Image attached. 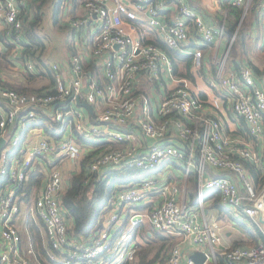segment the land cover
Here are the masks:
<instances>
[{
  "label": "built area",
  "instance_id": "1",
  "mask_svg": "<svg viewBox=\"0 0 264 264\" xmlns=\"http://www.w3.org/2000/svg\"><path fill=\"white\" fill-rule=\"evenodd\" d=\"M31 1L0 0V26L10 55L20 56L25 43H30L25 25L33 20ZM231 2L244 9L243 15L254 3L264 12V0ZM170 6L174 12L168 19L165 11ZM78 9L67 21L76 40L69 80L62 64L54 62V92L30 94L0 88V143L4 142L0 148V264H45L35 261L31 244L24 246L20 224L24 221L27 225L30 219L43 225L49 242L47 264L133 262L139 248L135 233L142 224L206 247L208 261L221 253L228 264H264V240L255 245L223 246V224L204 213L206 195L215 190L236 222L263 230L259 218L264 215V184L257 188L244 160L264 170V156L250 142L228 133L220 116L201 115L203 100L186 79L174 75L170 54L147 41L151 29L173 49L192 54L196 72L202 66L203 51L196 48L192 31L198 32L203 43L211 44L224 36V27L210 24L187 0H81ZM70 11L68 8L66 13ZM86 61L98 67L100 79L90 74ZM24 66L36 71L33 60L13 69L19 71ZM141 76L146 85L168 84L166 79L173 85H168L156 104L140 88ZM216 77L224 93L212 98V110L218 113L231 103L249 132L264 141V87L258 84L253 67L226 71L223 61ZM76 96L98 109L90 127L83 110L76 106ZM54 104L51 116L59 123L57 132L65 129L63 136H46L23 145L25 127L38 121L37 109L49 111ZM135 126L154 141L146 152L141 150ZM78 135L122 144L95 155L89 164L92 172L107 167L140 171L135 182L113 193L108 209L89 235L72 230L73 217L64 203L68 183L58 160L67 157L75 161L83 156ZM13 153V160L8 161ZM41 159L51 164L43 172L41 190L29 203L28 216L23 218L18 192L30 168ZM173 161L179 162L184 177L195 175V205L183 196L180 182L163 181L152 174L161 165L171 168L166 164ZM164 264L198 263L184 257L178 242Z\"/></svg>",
  "mask_w": 264,
  "mask_h": 264
},
{
  "label": "trees",
  "instance_id": "2",
  "mask_svg": "<svg viewBox=\"0 0 264 264\" xmlns=\"http://www.w3.org/2000/svg\"><path fill=\"white\" fill-rule=\"evenodd\" d=\"M51 1H54L52 6L54 9V21L55 23H58L65 6H67L69 3H76L78 0L31 1L30 7L33 6L35 19L33 18L32 21L28 22L26 27L28 29L27 38L32 44L25 43L23 51L17 58L22 63V65L26 63L27 60H33L36 66V71L32 72L28 69H25L26 72L24 70L18 71V73L15 72L14 75H16L18 79H13V77L8 74L5 77L4 74L2 76L1 73H3V70L10 71V68L12 69L15 65V63L9 59V49L7 52H3L0 55V88H11L20 93L30 94L43 92L51 93L55 91V74L50 64L42 58L41 54H39L38 51L43 46V42L35 34L36 27L40 24L45 12L43 10ZM226 8L228 9L229 13L234 15L235 27V25L240 22L244 9L233 4H226ZM248 16L251 17V15H245V18L240 24L232 47L227 56L226 65L231 63L232 59H235V57L239 54V51L241 52L240 48H242L243 51L248 52L249 50H254L256 46H258V40L253 42L255 45L251 46L250 48L248 45V40H238V36L243 27L245 30L249 31L250 24L246 21V19L249 18ZM250 20H252V18H250ZM234 27L228 29L229 35L235 32ZM148 32L150 36L147 41L155 43L170 54L174 63V75L182 79H194L195 75L193 67V55L181 53L180 51L173 49L167 43H165L164 40L159 35H157L154 30L149 29ZM70 50L72 53L75 51L74 47ZM90 64L92 66L90 65L89 67L92 70L93 75H95L97 73L98 67L95 66L94 63ZM251 66L257 72L264 73V71L260 70L257 66H254L253 64H251ZM37 112L39 114L38 121L34 122L30 126L44 128V131L47 134L58 139L59 137L55 133V128L59 126V123L45 110L37 109ZM92 156L93 155H87L84 157L81 171L73 174V178L69 180L68 188L64 196V203L68 207L70 214L73 217L74 225L72 230L75 234L89 235L98 225L101 215L108 209L113 193L117 189L131 185L137 180L138 175L140 174V171L137 169H121L118 167H107L108 169H106L103 173L92 172L88 169L92 160ZM244 161L254 182L257 184V188L260 189L264 184V170L258 169L255 167V165L247 160ZM43 179L44 173L39 167L29 171L28 178L25 180L21 190L19 191L20 195H22V200L28 202L33 194L38 192L41 188ZM190 181H194L193 176H190ZM206 199H213V206L221 209V205L219 204L220 193L218 191H208ZM225 209H223V211ZM242 227L248 230L251 239L249 241L236 240L232 246L240 244L255 245L259 241L264 240V231L260 227L255 225L249 228L245 224H243ZM27 228L31 237L32 246L39 257H35V261L47 264V251L49 242L47 241L45 234H43L44 232L42 223L30 219L27 223ZM135 234L139 242L138 259L133 262H125L122 264H164L172 247L175 245V242L173 241L174 238H170L168 235H164L153 228H148L146 224L140 225ZM208 264L228 263L225 256L221 253H218L216 260L211 261Z\"/></svg>",
  "mask_w": 264,
  "mask_h": 264
},
{
  "label": "crops",
  "instance_id": "3",
  "mask_svg": "<svg viewBox=\"0 0 264 264\" xmlns=\"http://www.w3.org/2000/svg\"><path fill=\"white\" fill-rule=\"evenodd\" d=\"M189 2V4L196 10V12L201 15L205 20H207L210 24H213L215 26H223L224 27V36L219 39L218 41H216V43H211V44H205L201 41L199 34L197 31L193 30L192 34L194 36H196V48L200 47L203 51V58H202V66L199 70H196V72L194 71V79L190 80V79H186L188 84L190 85L192 91L194 94H196V96H198L199 98H201L203 100L204 103V109L203 111L200 113L201 115H212V116H220L222 119V122L224 124V127L226 129V131L228 133L231 134H235L237 136H239L241 139L248 141L252 144V146L261 154L264 156V141L260 140L258 138H255L250 132L249 129L245 123V121L241 118H239L236 113L234 112V110L231 107V103L230 104H225L220 111L217 113L216 111L212 110V107L210 105V101L212 100V98L216 95H221L222 93H224V89L221 87L220 83H219V79H217V72L219 70V68L221 67V64L226 62V57L223 58L222 61H220L219 59L220 54H221V46L223 44L224 46V38L228 37L232 39V37H236L237 34V29H238V24L239 22L235 25V21H234V15L232 13L228 12V9L226 8V4L230 5L232 4L231 0H187ZM81 0H78L76 3H69V9L71 10L70 12H77L79 11L78 7L80 4ZM33 8V6L31 7ZM252 12H251V18H253L252 20V24L249 27V38L251 40H253V42L257 41L258 38H261L264 40V12H261L259 10V8L255 5V3L252 5ZM66 9V6H65ZM63 10L62 15L63 17H65L66 14V10ZM173 8L170 6L166 11V17L169 19V17H171L173 15ZM61 15V17H62ZM33 16H34V12H33ZM231 18V19H230ZM234 27L235 32L231 35L228 34V29ZM1 32H0V50H1V54L3 52H7V47L4 44V34H3V28L2 26H0ZM252 32L254 34L255 32V36H252ZM150 34L148 33V37L149 38ZM233 38V40H234ZM264 47V44H261ZM6 47V48H4ZM192 47L194 48L195 46L192 44ZM75 49V47H74ZM256 52H258L259 48H255ZM75 52V51H74ZM254 52V50H249L248 52H240L235 59H232L231 63L225 65V69L226 71L230 70V69H239L240 67H242L243 65H250L253 64L254 66H257L260 70L264 71V53H261L262 55L259 57V55ZM0 54V55H1ZM73 53L71 52V50L69 49V56L67 59H62V60H57V61H52L50 62V66L52 67V64L54 62H60L63 66V74L65 75V78L67 80H69V78L71 77V73H70V69H69V60L70 57ZM18 60V59H17ZM15 63V62H14ZM91 62L86 61V67L88 68V70L92 71L90 69V64ZM92 66V65H91ZM96 66V65H95ZM22 68V66H21ZM254 69V68H253ZM23 70V69H20ZM255 75H256V79L258 84H260L261 86L264 87V73H260L257 72L255 69ZM35 72V71H32ZM99 70L97 68V73L95 75L92 74V72L90 73L91 75H93L94 77H97L98 79H100V75L98 74ZM142 78V76H141ZM168 84H164V83H158L156 85H146L144 83V79L142 78V80L140 81V88L142 90H146V92L148 93V95L153 99L154 103H158V101L161 100V98L163 97V95L166 93L167 89H168V85L172 86L173 83L171 81H169V79H166ZM194 82V83H193ZM214 83V85H212ZM76 103V102H75ZM76 106L81 108L85 114V122L86 125H88L89 127L92 126L95 123V117L97 116L98 113V109L96 107H93L92 105V111H90L89 109H87L84 106H80L78 103H76ZM48 114H52V107L51 110L46 111ZM138 114H140V112H138ZM34 123V122H33ZM33 123H30L28 126L25 127L24 129V134H23V145L25 143H29V144H33L35 142H37L40 138L42 137H50V138H55L53 136H50L49 134H47L44 131V128L41 127H33L30 126ZM48 124V123H47ZM30 126V128H29ZM32 127V128H31ZM59 128V127H57ZM57 128H55V133L58 135L59 138H61L63 136L64 130L57 132ZM137 135H138V140L140 142L141 145V150L143 152L148 151L151 146L154 144V141L152 139L146 138L144 137L141 132L139 131V129L137 128V126H135ZM58 138V139H59ZM56 139V138H55ZM78 141L80 142V144L82 145V153L83 156L85 157L87 155H93L91 157V159H93V157L95 155H98L100 152L104 151L105 149L108 148H117L120 147L122 144L121 143H117V142H108V141H98L95 139L89 140L84 138L83 135H78L77 136ZM99 139V138H98ZM18 150H16L17 152ZM15 152V153H16ZM13 154H10V158L8 161L13 160L14 157H12ZM59 160V164L62 167H65V164L67 162H74L73 160L65 157V158H61L58 159ZM51 164V161L49 160H43L41 159V161H39L38 164H36L34 167L30 168V171L36 168H40L41 171L44 172L45 168ZM110 168V167H108ZM108 168H104L100 173H103L106 169ZM168 168V167H166ZM165 165H161L160 167H158L156 170L153 171V175L159 177L160 180H167V179H178L181 180V176H183V172L182 170H176L175 172L169 168L166 169ZM75 174V173H74ZM190 176L194 177V181L191 182L190 181ZM188 178L183 176L182 179V194L183 196H185V198L187 200L190 201L191 204H196L195 202H197V182H196V177L194 174H191ZM44 180V179H43ZM67 183H69V181H67ZM43 185V181L41 184V188ZM41 188L39 189V191L41 190ZM38 191V192H39ZM34 193L33 196L31 197V199L27 202L25 200H22V195H20L19 193V198L20 200H22V217L25 218L28 216V211H29V206H30V202L33 200V198L35 197V195H37V193ZM212 193V192H211ZM210 193V194H211ZM209 194V195H210ZM208 195V196H209ZM28 203V204H25ZM214 202L213 199H206L205 198V203H204V213L208 216V218L210 220H219L224 228H223V246H232L233 243L236 240H243V241H249L251 239L248 230H246V228L242 227L243 223H236L233 219V217L228 213V211L225 209V207L223 206V204L221 203V200L219 199V204L221 205V209H225L223 211V209L221 210L220 208H217L216 206H213ZM27 212V213H26ZM232 217V219L230 218ZM24 225H21V233H22V237H23V243L24 246L29 245L31 243V237L26 225V222L23 221ZM246 226H248L250 228L249 225L245 224ZM43 234H45V231L43 230ZM24 236L28 237V242L26 243L24 240ZM46 236V234H45ZM170 238H174L171 236H168ZM173 241L176 243L180 242L182 244V248H183V253H184V257H190V254L195 251V250H200V251H204L203 249H205L206 247H198L196 246L194 243L191 242V240L185 239L184 241L182 239L179 238H174ZM25 246V247H26ZM202 249V250H201ZM211 261H215L214 259H211L207 262V264Z\"/></svg>",
  "mask_w": 264,
  "mask_h": 264
},
{
  "label": "rangeland",
  "instance_id": "4",
  "mask_svg": "<svg viewBox=\"0 0 264 264\" xmlns=\"http://www.w3.org/2000/svg\"><path fill=\"white\" fill-rule=\"evenodd\" d=\"M53 2L54 1L49 2L48 5L46 6V8L43 10L45 12L43 14L42 20H41L40 24L37 25L36 30H35V34L43 42V46L40 48V50L38 52H39V54L42 55V58L47 63L68 58L69 49L74 47V43L76 42V40L74 39V36H73V30L71 29L69 24H67V21L69 20L68 19L69 16H72L73 14L79 13V11L68 12V13H66L67 15L65 17H63V15H62V17L60 18V21L58 23H55L54 15H53L54 9L52 7ZM68 8L69 7L66 6L65 10H68ZM33 10L34 9L32 8V11ZM251 12H252V6L249 7L248 11L244 15H251ZM33 18L35 19V16H33ZM250 18L251 17L247 18L246 21H247V23H249L251 25L253 18H252V20H250ZM25 27H26V25H25ZM239 27H238V29H239ZM238 29H237V31H238ZM254 34H255V32H254ZM254 34L252 32V36H255ZM249 36L250 35H249L248 31L245 30V28L243 27L241 29L239 36H238V40L239 41H242L243 39L248 40V45L250 48L251 46L255 45V43H253V40H251L249 38ZM233 42H234L233 38L231 39V37L230 38H228V37L224 38V46H223V44L221 46L222 50H221V54H220L221 58L219 59L220 61H222L224 57H226V59H227V56L229 54V51L232 47ZM261 44H264V40L261 38H258L257 48H259L258 49L259 51L256 52L255 51L256 49H254V52H256L259 55V57L262 55L261 53H264V47ZM240 50H241V52H243L242 48H240ZM239 53H240V51H239ZM9 59L12 62H15V65L18 68H21V66L23 67V65H24V64L22 65V63L19 60H17L18 59L17 55H14L13 53L9 56ZM225 65H226V62H225ZM23 70L25 71V66H24ZM19 71H22V70H19ZM15 72L18 73V71H16V69L10 68V71L3 70V73H1V74H2V76L4 74V77L8 74V75H11L13 77V79H18V77L16 75H14ZM190 85H191V83H190ZM83 159H84V157H82V154H81L79 159L75 160L74 162H71V161L67 162L65 164V167H62L65 181L71 180L73 178L74 173L81 171ZM166 166H171L172 167L171 169L174 172L176 170H178V171L182 170V167L179 166V162H175V161L168 162L166 164ZM88 169L90 170L89 167H88ZM45 175H46V171H45L44 176ZM182 179H183V176H181V180H178V179H174V180L180 182V185H181ZM25 204H28V203H25ZM230 218L232 219V217H230ZM233 220L236 222L235 219H233ZM21 225H24V224L21 223ZM24 240L27 243L28 237L24 236ZM30 256L33 257L34 255H30ZM36 257L39 258L37 254H36ZM36 264H38V263H36Z\"/></svg>",
  "mask_w": 264,
  "mask_h": 264
},
{
  "label": "water",
  "instance_id": "5",
  "mask_svg": "<svg viewBox=\"0 0 264 264\" xmlns=\"http://www.w3.org/2000/svg\"><path fill=\"white\" fill-rule=\"evenodd\" d=\"M243 17H244V15L241 17V20H240V22H239V24H238V27L240 26V23H241ZM116 46H118V45H116ZM4 48H6V47H4ZM0 52H1V50H0ZM0 54H1V53H0ZM71 98H73V96H71ZM76 100H77V103H78L80 106H84V107H86L87 109H89L90 111H92V106H91L90 103H88V102L85 101V100H82V101H81L80 98H79L78 96H76ZM56 105H57V104H54V105L52 106V109H54ZM3 143H4V142H3V140H2L1 143H0V148L2 147ZM259 220H260V222H261L262 225H263V231H264V215H261L260 218H259ZM190 257H191L192 259H194L198 264H204V263H205L206 261H208V259H209V256H208L207 252H205V251H200V250H195V251H193V252L190 254Z\"/></svg>",
  "mask_w": 264,
  "mask_h": 264
}]
</instances>
